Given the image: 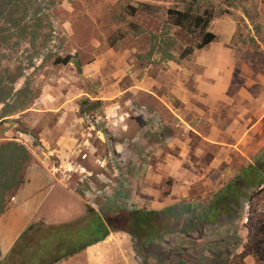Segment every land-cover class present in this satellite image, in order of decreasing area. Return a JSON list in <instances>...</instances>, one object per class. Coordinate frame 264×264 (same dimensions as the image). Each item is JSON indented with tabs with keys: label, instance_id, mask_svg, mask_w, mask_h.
I'll return each instance as SVG.
<instances>
[{
	"label": "rangeland",
	"instance_id": "obj_1",
	"mask_svg": "<svg viewBox=\"0 0 264 264\" xmlns=\"http://www.w3.org/2000/svg\"><path fill=\"white\" fill-rule=\"evenodd\" d=\"M187 2L20 0L14 8L11 20L19 19L20 25L12 22L10 41L5 48L1 45L0 72L17 74L15 68L20 66L22 76L12 87L27 84L31 93L23 92L20 99L31 101L0 119V143L22 144L30 154L27 166L38 161L34 153L41 152L67 187L66 192L56 189V202L45 205L50 226H31L28 245L20 250L32 257L27 259L29 264L35 259H39L36 264L51 263L72 251L65 239L74 236L79 240H74L76 246L89 237L86 225L96 219L95 215L91 219L94 213H103L102 203H111L119 182L131 197L127 207L158 210L177 202L202 205L225 186L226 177L229 181L234 177L225 173L216 181L221 171L232 167L235 156L217 155L220 149L206 146L190 128L203 135L218 116L235 120L241 109L238 102L246 110L243 120L256 121L260 116L264 127V106L253 100L264 98V0H196L213 6L214 16L206 29L181 28L172 11H182ZM205 32L214 35L211 43L182 58L206 37ZM162 40H169L167 47ZM68 54L73 56L69 63H53L55 57ZM9 77L0 75L1 86L11 85ZM85 99L91 105H83L87 111L81 112L80 102ZM39 133L44 134L39 137ZM250 139L242 147L255 154L254 162L264 149V135ZM208 155L217 156L219 165L212 167ZM259 167L264 169L263 164ZM119 173L125 178L123 184ZM208 178L216 182L207 184ZM261 217L264 189L246 202L237 221L164 237L167 241L162 244L157 241L158 255L141 251L127 233L112 231L113 243L87 252L83 248L58 264H91L96 256L99 264H164L167 260L177 264L182 257L176 254L184 256L190 244L204 247L227 234L228 241L219 243L226 247L221 253L228 258L226 264H245L242 254L234 260L236 253L244 251L237 252L236 246L244 243L247 231Z\"/></svg>",
	"mask_w": 264,
	"mask_h": 264
},
{
	"label": "trees",
	"instance_id": "obj_2",
	"mask_svg": "<svg viewBox=\"0 0 264 264\" xmlns=\"http://www.w3.org/2000/svg\"><path fill=\"white\" fill-rule=\"evenodd\" d=\"M19 3L20 0H0V18L1 15L4 16L1 19L3 22L0 23V35H2V38H0V50L2 49L1 45L5 48L6 43L10 41L11 36L9 35H11V32L9 29L14 27L12 22L14 25H20L19 19L11 20V16L15 11L14 8L19 7ZM172 13L176 14L181 28L187 29H195L199 25L202 29H206L214 16L213 6L207 5L205 2L196 3V0H188L186 7L182 11L173 10ZM7 24L8 27H6ZM205 33L206 37L199 40L193 47L188 48L182 58L190 55L195 49H202L211 43L214 35L208 32ZM169 40H162L166 47L169 44L166 41ZM156 42L157 40H154V43ZM166 53L167 57L171 54L170 52ZM72 57L70 54L64 57H55L53 63L65 65L71 61ZM15 70L18 71L17 74H14L15 71L4 70V72H0L1 78L5 74H9L10 77L8 79L11 82L9 87L1 86L3 82L0 79V119L3 116H10L12 113L26 108L31 101L30 99L29 102H22V99H20L23 92L31 93L27 84L16 90L13 89L12 85L22 76L23 69L19 66ZM17 102L22 103L16 106ZM83 105H91V102L88 99L80 102L81 112H86L87 108H83ZM29 158L30 154L22 144L10 140L0 143V214L4 210L7 194H12L23 183V175ZM262 164L264 165V149L254 159V162L243 167L221 190L211 195L202 205L189 206L186 202H177L158 210L135 208L131 204H129L130 207H127L126 202L131 201V197L124 194L125 189L123 190V186L119 182L110 196L109 202L111 203H102L100 207L103 213H94L91 219H93L94 215L96 219L91 220L86 225L90 227L91 233L89 237L82 238L76 246H73V244L79 240L73 239L74 236L70 240L65 239V242L70 244L67 246L73 247L72 251L63 254L62 257L53 259L48 264L64 260L83 248L103 241L112 231L127 233L135 246H138L141 251L150 250L155 255H158L160 248L157 241L161 239L159 245L162 244V240L167 241L163 239L164 237L172 235L183 236L189 229L200 228L203 225H219L222 223L221 221L235 222L243 214L246 202L252 199L254 193L264 189V169L259 167ZM124 179L119 173V180H122V184ZM257 221L255 227L252 230H248L246 243L244 244V251L246 252L236 253L234 260L237 259L238 255L242 254L243 257L249 252L253 255L257 264H264V218L261 217ZM30 230H32V227H30ZM227 236H219V239H216L213 243H205L204 247L202 245L199 247V243L190 244L191 246H188L187 250L184 251V256L176 254L177 257H182L177 264H226L228 258H224L221 255L226 247L219 243L221 240L226 243L228 241L226 239ZM177 242H179V239ZM237 248L238 245L236 250ZM175 249L182 252L177 247ZM174 254L172 257H175ZM143 257L145 261V256ZM165 258H167V255L164 256ZM160 261L163 262L162 260ZM169 263L172 264L174 262L173 260H167L164 264Z\"/></svg>",
	"mask_w": 264,
	"mask_h": 264
},
{
	"label": "crops",
	"instance_id": "obj_3",
	"mask_svg": "<svg viewBox=\"0 0 264 264\" xmlns=\"http://www.w3.org/2000/svg\"><path fill=\"white\" fill-rule=\"evenodd\" d=\"M253 100L257 104L260 103V106L262 107L264 106V98L261 99L256 98ZM213 103H215V101ZM238 103L241 109L239 111L238 117L237 118L235 117V120L231 121L229 118H226V116H224L223 119H220L222 117L218 116L216 117L217 119L213 121L211 120V122H209L210 125L208 127V131L203 135H201L200 132L197 131L195 127L190 128L193 132H195L197 135H200L202 137V141L204 144H206V146L208 145L209 147H213V148L216 147L215 148L216 150L219 148L220 151H218L217 155H220L221 153L224 152H228V153L230 152L233 156H235L233 158V163L231 164L232 167H229L228 171L224 170V173L221 171L220 172L221 175L216 181H219L222 177H224L225 173H231V176H235L239 173V171L243 167H246L248 164H250L255 154L254 153L248 154L245 150L243 151L242 146L245 142L250 141L251 137L260 138L261 134L264 135V127L263 125L260 126L263 123L261 117L260 116L256 117L257 118L256 121L252 119H249L248 121L243 120L244 113H246V110H243L244 105L242 103L240 102ZM246 104L248 105L249 103ZM250 104H251V100H250ZM42 134L39 133V137ZM39 153L41 152L34 153L36 156H39L37 158L38 161L34 160L32 163L29 164V166L26 167L24 171L23 183L19 185V187L15 189L13 193L10 195L9 199L6 200L4 210L0 214V264H17L18 262H20V264H29L28 263L29 261H27V259L29 258L32 260V257L31 256L29 257L28 255H26V253L21 252L20 250L26 248V246L28 245L25 243V241H27V239L29 238L28 234L32 232L30 230V227L31 226L34 227V225L38 223H42V225L45 227L50 226L51 224L50 220L52 219L49 218L47 211L48 207H45V205L48 204L49 206L56 202L57 200V197L55 195L57 192L56 189L59 190L62 189L65 192L67 191V187L65 189L62 186V183L59 182L61 176L56 175L54 170L55 167H52L50 165V162L47 161V159H44L43 157L44 155L40 156ZM200 153L205 154L206 152L200 150ZM208 157L210 158L212 167H216L217 165H219L217 156L208 155ZM239 164L240 167H238ZM243 164L245 165L242 166ZM205 166L206 165L204 164V167ZM211 168L210 170H214ZM203 172L206 174L207 170L203 169ZM209 178L206 180L207 184L211 183L210 185H213L212 183H215L216 181L210 182L208 181ZM228 179L229 178L227 177L224 179V181L222 182L223 185H226L229 182ZM57 217L58 219L65 218L59 216ZM70 217H73V215L71 214ZM52 224L59 225L60 223H52ZM247 234L248 231L246 233V237ZM24 236H25V240H24ZM246 237L244 243L240 247H238L237 252L240 249L241 251L244 249V244L246 243ZM115 238H116L115 234L113 232H110V234L103 241L88 246L87 247L88 249L86 248L87 249L86 252L95 248L97 245H106V243L107 244L113 243V241L111 240L112 239L115 240ZM33 242L34 240H32L30 245ZM16 252L18 253V255L15 261L13 262L12 257L16 254ZM248 259H252V260L249 261ZM38 260L39 259H35V262L31 261L30 264H36V262L38 263ZM242 261L245 264H254L255 262L253 255L249 252L242 257ZM63 262L65 263V261ZM58 263L60 262L58 261L56 264ZM91 264H99V260H97V256L93 260H91Z\"/></svg>",
	"mask_w": 264,
	"mask_h": 264
}]
</instances>
